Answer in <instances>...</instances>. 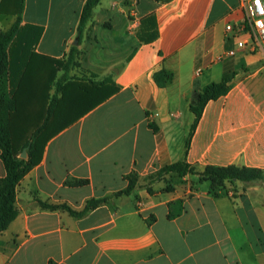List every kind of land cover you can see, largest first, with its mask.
Masks as SVG:
<instances>
[{
    "label": "crops",
    "instance_id": "1",
    "mask_svg": "<svg viewBox=\"0 0 264 264\" xmlns=\"http://www.w3.org/2000/svg\"><path fill=\"white\" fill-rule=\"evenodd\" d=\"M21 1L0 0V32ZM85 2L23 0L21 24L42 30L35 53L63 58L77 46L76 78L61 81L63 108L76 115L92 104H72L80 83L105 79L113 92L57 130L19 181L0 264H264V177L226 181L214 193L197 173L157 175L182 159L196 171L264 169V51L239 45L248 40L236 32L240 0H100L80 32ZM224 76L228 91L205 104L186 152L195 91ZM133 172V191L115 194ZM106 196L78 216L38 202L81 211ZM173 201L183 209L170 218Z\"/></svg>",
    "mask_w": 264,
    "mask_h": 264
},
{
    "label": "trees",
    "instance_id": "2",
    "mask_svg": "<svg viewBox=\"0 0 264 264\" xmlns=\"http://www.w3.org/2000/svg\"><path fill=\"white\" fill-rule=\"evenodd\" d=\"M100 0H86L79 22V31L93 15L95 6ZM23 0L17 12V18L13 24L0 32V156L5 167V175L0 176V231L6 229L17 216L16 207L17 185L21 178L42 157L44 145L47 140L60 128L77 119L89 107L107 98L113 89L105 87L108 80H101L86 86L80 83V89L74 95L72 104L78 108L85 102L92 104L76 111V115H70L69 109L63 108L68 98L64 81L69 76L71 67L79 65L76 58L77 46L73 45L69 53L63 58H53L39 55L34 52L36 43L41 35V28L32 24H21L20 13ZM63 70L64 75L56 81L57 87L54 93L50 92L56 79L58 70ZM40 78V82H37ZM230 77L224 76L218 82H211L196 90L190 102V110L194 114L193 122L187 136L185 151L187 152L193 132L200 120L205 104L228 91ZM61 91L62 96H58ZM68 103V100L67 102ZM44 106V110L37 111V106ZM41 109V108H40ZM27 147V157L20 156L22 150ZM176 172L183 176L187 173H197L200 179L209 180L211 192L214 189L224 188L226 181L241 180L252 182L264 177V169L258 167L239 166L235 164L218 166L208 165L202 171H196L186 159L178 160L160 168L157 175L164 172ZM137 174L135 172L127 176L129 183L126 188L118 191L117 195L130 193L136 187ZM87 180H77L74 184L83 185ZM109 196L103 198H91L81 211H76L66 204H50L39 200L42 207L55 209L65 208L73 215H82L87 210L108 201ZM181 201L169 202L168 217L178 215L183 206L173 210V204Z\"/></svg>",
    "mask_w": 264,
    "mask_h": 264
},
{
    "label": "built area",
    "instance_id": "3",
    "mask_svg": "<svg viewBox=\"0 0 264 264\" xmlns=\"http://www.w3.org/2000/svg\"><path fill=\"white\" fill-rule=\"evenodd\" d=\"M244 14L236 32L245 35L248 40H241L239 45L249 44L252 49L264 51V0H240Z\"/></svg>",
    "mask_w": 264,
    "mask_h": 264
},
{
    "label": "water",
    "instance_id": "4",
    "mask_svg": "<svg viewBox=\"0 0 264 264\" xmlns=\"http://www.w3.org/2000/svg\"><path fill=\"white\" fill-rule=\"evenodd\" d=\"M74 43L77 44L78 43V40H76ZM20 156L23 157V158H25L27 156V147H25L22 150V152L20 153Z\"/></svg>",
    "mask_w": 264,
    "mask_h": 264
},
{
    "label": "rangeland",
    "instance_id": "5",
    "mask_svg": "<svg viewBox=\"0 0 264 264\" xmlns=\"http://www.w3.org/2000/svg\"><path fill=\"white\" fill-rule=\"evenodd\" d=\"M210 182V181H209ZM207 184H208V182H206ZM218 189H220V188H218ZM218 189H214V191H216V190H218ZM210 190H213L212 188H211V186H210ZM213 192V191H212Z\"/></svg>",
    "mask_w": 264,
    "mask_h": 264
}]
</instances>
